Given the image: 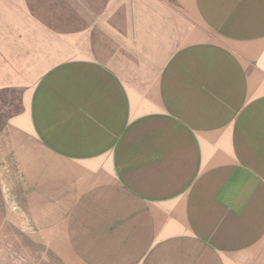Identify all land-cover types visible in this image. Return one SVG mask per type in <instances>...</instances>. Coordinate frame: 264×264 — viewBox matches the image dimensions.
Returning <instances> with one entry per match:
<instances>
[{"label":"crops","instance_id":"1","mask_svg":"<svg viewBox=\"0 0 264 264\" xmlns=\"http://www.w3.org/2000/svg\"><path fill=\"white\" fill-rule=\"evenodd\" d=\"M0 188L61 264H264V0H0Z\"/></svg>","mask_w":264,"mask_h":264},{"label":"rangeland","instance_id":"2","mask_svg":"<svg viewBox=\"0 0 264 264\" xmlns=\"http://www.w3.org/2000/svg\"><path fill=\"white\" fill-rule=\"evenodd\" d=\"M9 216V206L0 188V264H61L42 244L31 239L23 225L14 224Z\"/></svg>","mask_w":264,"mask_h":264}]
</instances>
